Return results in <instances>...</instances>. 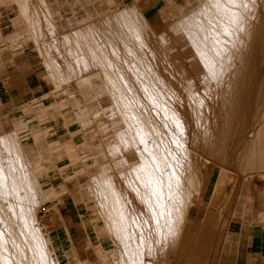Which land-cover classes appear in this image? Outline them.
I'll list each match as a JSON object with an SVG mask.
<instances>
[{"label":"rangeland","instance_id":"obj_1","mask_svg":"<svg viewBox=\"0 0 264 264\" xmlns=\"http://www.w3.org/2000/svg\"><path fill=\"white\" fill-rule=\"evenodd\" d=\"M39 1L42 2V0H39ZM207 1L208 0H195L193 5L190 6L189 8L183 10L181 13L168 15L162 21H160L157 24L148 23V21L146 19H145L146 20L145 21L143 18L141 20V17H140L141 14L139 13V11H137V10H139L138 7H137V9H133L136 7L135 5H134L135 7L133 6L131 9H129V6L130 7L132 6L131 3H123L121 1H116V0L110 1V4L108 5V7L100 9L97 14H95L93 16L84 17L74 30L67 31V32H58V31L56 32L54 30H48L47 28L50 25V21H52V20H50L48 16H45V14H43V12L39 16H38V14L36 16H34L35 21L34 20L28 21L29 25H31V26L34 25V30H31V28H30L29 32L34 36L36 43L38 44V46L36 47V52H37L39 59H40L39 60V62H40L39 67H40V70L42 71V74H43L45 80L48 82L50 89H51L50 93L47 94L45 97H49L48 100L50 98H52L53 99L52 102L59 109L60 108H66L65 109L66 112L70 110V109H68V108H70L69 107L70 102H72V99H74L75 103H73L72 105L75 106L79 110L76 113H73V114H75L73 122H74V128L76 129V131L74 132L76 143H74V147H72V148L75 151H74V153L71 154L70 160L69 159L64 160L65 163H67L66 166L59 165V171L61 172V175L58 179L54 180V182H53L54 185H55V183H59V186H57V187L54 186L52 183L51 184L47 183V181L42 178V176L46 172V168H45V166H42L41 162H33V161H30L26 157V154H25L24 149H23L25 141H24V137H22L21 132H15V131L14 132H7V131L3 130L2 134H0V157H1L0 158V163H1L0 166L2 168H5V169H3V170H5L4 172L7 173V171H8L7 176L9 178L7 179L6 186L9 187V185L11 183L10 187L11 186L12 187L9 188V190L14 188V190L12 189L10 192L8 191L5 194H3V192H1L2 197L0 198V207H1L0 210L2 209L3 206L4 207L0 213V228L3 227L4 224H7L6 222H8V224L12 223V224H10L11 227L14 224V226H13L14 228L18 227L20 225L18 221H17L18 223L15 222V220H14L15 218L13 216L14 215L13 210H12V208L10 209L9 205L11 202L14 203V202H17L19 200V199L18 200L16 199L17 193H15V195H14V191L16 192V190H17V188H15V187H17V185H20L22 182L24 185H26V184L28 185V186L26 185L27 188L25 190L22 188V190L21 191L19 190V192H20V194H22L21 195L22 201H23V199L26 200L27 204L30 201L29 207L32 208L31 212H30V219L32 218L31 219L32 221H30V223L35 228L34 229L35 233L34 234L28 233L27 234L28 236H23V237H21V239L19 238V240H23L22 243H20L21 244L20 247H22V249H21L22 257L25 256L24 253L28 252L27 251L28 249L26 250L27 246H25V244L26 245H27V243L30 244L31 241L29 238L33 237L36 234V236H34V238H31V240L33 241V239L36 240L38 238L37 241L42 243V245H40V243H38V246H40L41 248H43L42 246L44 244L45 251L47 250L46 255L48 256V258H47V256H45V262L46 263L49 262L50 264H53V263L54 264H64V262L66 261V258L63 255L58 254V251L56 249L54 251L53 246L51 244V240H50L51 237L49 236L48 229L44 225V222L42 220V216L44 213L49 214L51 216H57V214L60 213V210H61V212H63L60 205L68 203L69 200L70 201L73 200L74 202L77 203V205L80 208H82L81 209L82 211H80L81 219L84 220L87 224H90L89 228H93V225H96L97 229H100L104 232V234H107L108 238L110 237L107 240V243L109 246L106 247L105 250L95 251L93 256H90L88 258L80 260V264H84V263L85 264H116L117 262H118L117 264H120L121 260H119V259L120 258L126 259L127 254H125V253L127 251L129 254H132L130 252L129 248L130 247L132 248L133 245H130V246L129 245L126 246V245L128 244L127 242L129 240H130L129 242L131 243V241H133L134 239L128 237V235L126 236V232L123 233V232H121L120 229H117V228L121 227L120 223H123L124 221L121 219L120 216L116 217V216L111 215L110 211H112L111 210L112 206L110 204H108L109 202L107 201L109 199L106 200L105 195L103 197V193L101 192V194H99V192L102 189L101 187L104 184V183H102V181L104 182V180H106L105 177L110 176V174H111V176H114V175H112V173H113V170L115 169L118 171V174H116V176H118V177H116L117 178L116 180L118 183L117 189L122 193H124V191H125V197L126 198L128 196L132 197V195H134V197L135 196L137 197L136 194H138V193L133 191L134 190V189H132L133 186H131L130 183L127 181L128 177L125 174V173H128L127 171H129V170L131 172H133V170H131V169H133V166H131V168H129L131 164L127 161L126 158H128V156H130L131 152L134 150V148L136 146L138 147V144H139V146H142V143L140 141H139L140 143L138 142L139 137H137V135L135 137V134L137 132L132 131L134 134L132 136L135 138V140L138 138L136 141H134V139H132V138H130L132 140L125 139V138L126 137L128 138V136L129 137L131 136V135L127 134V132H126L128 129V122H130L129 119H127V116H128L127 112L131 109H135L134 107H137L138 105H136L135 103L133 105H132V103H128V101H127V98H129L128 97L129 96L128 91L126 92L125 89L124 90L121 89L122 88L121 86H123V83H121L122 80L120 81L119 75L118 76H116V75L117 74L126 75V72L128 73L129 70L127 69V71H125V72H124V70H126L125 68H127L129 65H131V62L134 61V59L135 60L139 59V58L141 59L142 57L144 59V60L142 59L141 63L134 62L136 64H140L142 67L141 68L139 65V67H140L139 69H141V70H139L140 75L143 72V70H145V72L147 73L146 69L148 68V65L150 66L149 69L152 70L151 65L153 63L149 61V59H148L149 57H147L146 55H143V54H145V53H143L144 50L143 49L141 50L140 48L137 49V54L130 55V56L126 55L125 51H123V53H121V54H118L117 50H116L117 54H113L110 47L107 46L108 43L109 42L112 43L113 40L109 39V38L107 39V37L102 39V37L106 36L105 33L109 32L108 30H110V28L111 29L116 28L117 31L120 32V34L125 32L124 33L125 34V37H124L125 40L123 42L119 41L122 45V44L126 43V40H127L126 37L128 35L129 36L131 35V31H135L133 27L137 26L139 28V30L141 31V35H143L142 38L145 37L144 39H148L151 37L150 39L152 41L156 42L157 44L159 43V51L161 54H160V57H158V58H160V60L163 59V62L167 63L169 65L168 68L171 71H173V74H175L177 76L178 81L175 80L176 81L175 85L178 87V92H180L181 97H183L185 99L184 106L186 109L180 110V112L182 111V113H183V111H184L183 114L185 115V117L187 116V118H185V121L186 120L187 121H186V124H182L179 127L177 126L178 130L177 129L175 130V133L177 131L180 132L179 131V128H180L181 132L179 134H177L178 133L177 132L176 134L178 135L177 136L178 138H180V139L183 138V140H181L180 142H182V143L184 142V143H183V145H181L182 143L180 144V142H179L180 139L178 140V138H177L176 139L177 142L175 140H174L175 142L172 141L175 144L177 143L176 144L177 146H175V144L172 145L173 147L170 145L173 149L170 151H174V152H171V153H173L174 157L180 156V158H184V156H186V155H187L186 158L189 157L188 154L190 153L189 152L190 150H193V152H195V155H190L192 152L189 154L190 155L189 158L191 160L189 158H187L188 161L190 160L188 163L189 164L188 168L191 166L189 168L190 170L188 169L189 171H187V168L185 169V167H187V166H185V165L183 166V163L185 164L186 162H183L181 164L182 161L180 160V163L179 162L177 163V166L180 165V167H178V168H180V170H181V171H179V174L184 175L186 173V175H187V176L184 175V177L181 175L180 177H181V179L183 178V180H185V182L187 180V182L185 184H183L185 189L189 188L188 190H186V191H189V193L188 192L185 193V195L188 194V196L187 195L185 196L188 199H186V198L185 199L187 200L188 207H189L188 212H187V216H186L188 219L187 218L186 219H187V221L191 222V225H190L189 233L187 232L188 238L190 239L189 244L187 245L185 243V241L182 239L181 242H179L177 244V246L175 247V248L180 247V249L178 248L177 249L178 252L176 250V253H174V252L173 253L176 255V257L177 256L181 257V255H182L185 258L186 255H189L190 257H192L191 259L196 260L195 264H233V262L231 260L224 258V255L222 253V251H223V239H224V236L227 232V228L233 223V219H234L233 216H234V212H235L236 201L238 199V197H237V199L235 201V205L233 206V209L229 211L230 215L228 216V218H229L228 219L227 217H225V213L227 210V204L229 202L230 195L233 193L235 186H237V185L241 189L242 185L245 184L244 190H248L249 193H251L252 190L260 189V185H263V187H264V168L263 169L258 168L256 165V166H253L254 167L253 171H252V169H251V171H249L250 169L248 171L247 170L243 171L237 167L238 163L234 164L237 153H238L239 149L241 148L240 143H241V141H243L242 136L244 134H246L245 129L252 131V130H255L257 128H260L261 124H264V121L260 122V121H262L261 119L264 118V116H262V114L264 115V113H263L264 112V65H263L262 60H259L260 57H258V58H256V61L253 60L254 62L253 61L251 62L252 64H255V63L256 64L252 65L254 68L251 66L252 71L248 72L249 68L246 67L247 65L246 64L241 65L240 61L234 57V58H232V62H233V60H236L235 65L238 63L237 65H239L240 67L237 66L238 67L237 69H235V70L233 69L232 72H234V73L229 71L231 69H227L226 71L223 72V74L220 73L224 76L219 74L218 79H216L217 82L213 81V80L209 81V79L212 77V75L210 73H208L209 72L208 69H207V71L205 70L206 73L203 70V72L205 73V74H203V72H198V70L195 69L196 67H193V65H191V61L189 60V58H187V56L190 54V51L193 52V50H190V49L193 48L196 50L197 48L195 46L191 45V42H189L190 43L189 48L188 47L187 48L185 47L186 49L183 48V46H182L183 42L182 41H184V39H179L181 37H179L177 34V32H179V30H178V28H176V26L179 27L178 25H180V22L182 23L183 21H185L186 17L187 18L191 17V15H192V17L193 16L196 17L197 15H203L204 16L205 14H202V13L200 14V12H201L202 8L203 9L206 8L205 3H207ZM33 3L35 6H38L36 0H33ZM200 7H202L201 10H200ZM126 9H128L127 14H129L133 10L134 11L136 10V11L134 13L127 15L126 14L127 11L125 12ZM205 10H202V11L204 12ZM39 11H40V9L38 8V12ZM120 12H123L124 14L123 13L121 14ZM115 15L116 16L118 15L120 20L118 19V20H116V22H115V20H113V22H109L108 20L112 16H115ZM131 18H133V19H131ZM182 18H185V19H182ZM128 19L130 20V23L128 22L129 21ZM39 20L41 21L42 30L38 29V27H39L38 21ZM105 22H107V23H105ZM120 22H122V23H120ZM146 22L148 23L147 25H146ZM129 24H132V25L130 26ZM107 28H108V30H107ZM128 29H129V31H128ZM150 29H153V33H152V31H150ZM103 30H104V33H103ZM136 30L138 32H140L138 29H136ZM176 30H178V31H176ZM80 31H81V33H80ZM86 33H88V34H86ZM97 34H98V36H97ZM100 34H102L103 36ZM132 34H133V32H132ZM156 35H157V39H156V37H154ZM73 36H75V37H73ZM90 36H92V37H90ZM129 36H128L129 39L127 41L135 43V41H134L135 38L133 37V35H131V38ZM184 37H185V35H184ZM100 38H101V40L99 42L98 39H100ZM124 38H122V40ZM153 38H154V40H153ZM150 39H148V40H150ZM96 40L99 43L98 45L96 43ZM104 40H105V42H104ZM108 40H109V42H108ZM155 40H157V41H155ZM180 40L182 43L180 42ZM227 41H228L227 46L230 43V46H228L229 49L230 48L233 49V46L236 44L233 42H230L229 38ZM110 43H109V45H110ZM169 43H171V44H169ZM102 44H104L105 46ZM245 44L248 45L249 42H246ZM243 45H244L243 43L238 45L239 50L235 48L237 45L234 46V49H233L234 52L237 51L236 52V54H237V53L242 51V52H245L244 54H246L247 45H244V46ZM124 46H126V45H124ZM124 46L122 45V47H120L119 49L123 48ZM101 47L103 48V50ZM107 47L110 50L107 49ZM81 48L83 49L82 52H81V50H82ZM125 48H127V47H124V50H126ZM172 48L174 50H172ZM187 49H189V50H187ZM235 49H236V51H235ZM104 50H105V52H104ZM170 50H172V51H170ZM186 50H187V52H186ZM90 51L93 55H91ZM188 52H189V54H188ZM192 52H191V55L193 53L196 54L195 51L193 53ZM84 53H86V54H84ZM85 55H86V58H85ZM233 56H235V55H233ZM161 57H162V59H161ZM112 59H113V62H111ZM130 60H131V62H130ZM121 61H123V62H121ZM127 61L129 62L128 64L126 63ZM229 61H231V59L228 60V63H229ZM232 62H230V63L232 64ZM144 64L145 65L148 64V65H146L147 67ZM124 65H126V66H124ZM243 65H244V67H242ZM132 66H135V64H133ZM246 68H247V71H246ZM122 70H123V74L121 73ZM148 72L151 73V75L152 74L154 75V73H152L150 71H148ZM225 72H227V73H225ZM113 73H117V74H113ZM128 74L126 75V77L131 75V74H129V75ZM156 75H157V73H156ZM203 75H205V76H203ZM202 77H204L205 80ZM153 78L155 79V82H154ZM153 78L148 80V82L151 83V81H153L155 84L159 85L158 81H157L158 83H156L157 78L156 77H153ZM213 78L214 77H212L211 79H213ZM222 78H223V80H222ZM116 79H119V80H116ZM128 80L131 83L133 82V84H134V81H135V83L137 82L134 79V77L132 78L131 76ZM203 82H204V84H203ZM113 85H114V87H112ZM151 86H153V85H151ZM116 87H117V89H116ZM134 87H136V84H134ZM140 88L141 87H139V86H138V88L136 87V89H140ZM121 90H122V92H121ZM124 91H125V93H124ZM136 91H138V92L140 91L139 92L140 97L142 96L143 98H145L143 96L144 94L142 92V89L136 90ZM141 92H142V94H141ZM210 92H212V94ZM242 92H244V93H242ZM111 93H113L114 95ZM199 93H200V95H199ZM119 94H121L122 98L126 97V98H124L126 100L125 101L126 103L124 101L121 102L122 98L119 97ZM237 95H239L240 97ZM114 96H116V97L113 98ZM235 96H237V97L234 98ZM110 98L111 99L113 98L115 101L117 100V102H115L113 99L111 100ZM224 98H226V99H224ZM120 99H121V101H120ZM232 99L234 100V102ZM108 102H110V103H108ZM199 102H201V104H199ZM116 103H118V105ZM230 103H232V104H230ZM130 104L134 107H132ZM195 104H196V106H195ZM114 105H116V106H114ZM126 105H128V106H126ZM150 105L152 107L156 106L155 104H151V103H150ZM119 108H120V111H118ZM114 111L116 114L114 113ZM144 111H146V110H144ZM147 111L141 112L137 109V111H135V115H137L136 116L137 118L135 121H137L139 119V121L142 122L140 120L142 117L138 118L139 117L138 115H140L142 113L146 114ZM119 112H120V114H119ZM132 112L134 113V110H132ZM137 112H139V113L136 114ZM151 112H152V109L148 113L151 115L153 114V116L156 115L155 113H151ZM153 112H155V110H153ZM148 113H147V115H148ZM161 113H164V112H161ZM239 114H240V116H239ZM124 116H125V120H124ZM142 116L145 117L144 119L143 118L142 119L144 121H147V116H144V115H142ZM156 116H158V114ZM70 117H71V115L66 116V118H70ZM229 117H231V118H229ZM258 120H260V121H258ZM139 121H137L136 126H138V124H140V123H138ZM125 124H127V125H125ZM148 128H147V130L148 131L150 130L149 133H151L152 128L151 127H148ZM182 129H184V132H182ZM263 129H264V127H263ZM200 131H201V133H200ZM121 132H126V135L124 133L121 134ZM118 133H119V135H118ZM263 134H264V130H263ZM124 135H125V137H124ZM10 136L13 137L12 138L13 140L11 139ZM202 136H204V137H202ZM185 137H187V138H185ZM6 138L9 141H5ZM15 138H16V140H15ZM149 139H151V138H149ZM125 140H127V141H125ZM262 140H264V138ZM133 142L135 144H133ZM136 142H138L137 145H136ZM172 142H171V144H172ZM186 142H188V143H186ZM127 143H129L130 147H129V145H127ZM162 143H166V142H162ZM6 144H8V145H6ZM14 144H15V146H14ZM17 144H21L22 146L17 145ZM134 145H136V146L133 147V150H132L131 146H134ZM186 145H188V146H186ZM19 146H21L22 148ZM111 146L115 149H113ZM127 146L129 148V151H128ZM162 146L164 149H162L163 151L161 150V152L163 153L166 150L164 152V155H166L165 153H167V150L169 147H167V149H166V147H164V144ZM174 146L176 148L180 147V153H181V150L182 151L187 150V151L179 154V152H178L179 149L176 150ZM183 146L186 147L185 150L183 149V148H185ZM122 151H124V152H122ZM175 151H176V153H175ZM232 151H235V152L232 153ZM197 152L200 153L201 155H203V157L205 159H207V162H208L207 170H206L207 172H205L206 174L204 173V175L202 173V170L200 172L199 171L200 169H198L200 167L199 164L198 163H197V165L195 164V162H196L195 160L198 161V158H196ZM159 154H161V153L159 152ZM182 154H183V157H181ZM226 154L229 157H227ZM164 155L161 154L160 157H162ZM169 155L170 154L167 153V157H170ZM173 155L171 154V156H173ZM193 156H195V157H193ZM224 156H226L228 160H226V157H224ZM221 159L224 162L221 161ZM224 159L227 162H229V164L226 163ZM56 161H57V164H60V162L58 160H56ZM24 162H25V164H24ZM191 162H192V165L194 162V165H195V166L193 165L194 167L197 168L199 166L197 168L199 172L197 170H194L195 169L194 167H193L194 169L192 168ZM221 164L228 166V168L232 172H235L237 179H235V177L230 178V176H227V178H230V179L223 181L224 178L222 179L221 174H220L221 166H222ZM181 165L183 167H181ZM255 167H256V169H255ZM124 170H125V172H124ZM177 170H179V169H177ZM191 170L196 171V172L193 171L195 173V175L192 173ZM9 171H11V172L9 173ZM182 171H185V173L183 174ZM212 171L214 172V174L210 173ZM190 172H191V175H190ZM232 172H231V174H232ZM12 173L15 175L12 176ZM18 173L19 174L21 173V176ZM189 175H190V178L194 177L193 178L194 181L191 179V182H190ZM10 176L12 177V180H11ZM15 176H17V177H15ZM14 177H15V179L16 178L18 179V177H19L20 180L18 179V181H20L19 182L20 184L17 183V185H16V183L13 180ZM186 177H188V178H186ZM201 177H203V178L200 182V180H198V179H201ZM34 178H35V182L33 181ZM124 178L126 181L124 180ZM184 178H186V179H184ZM195 178H196V181H198V182L195 181ZM23 179L24 180L27 179L26 182H28V181H30V182L25 184V181H23ZM188 179H189V181H188ZM219 179H220V181H219ZM97 180H98V182H97ZM121 180H122V182H121ZM8 181H10V183H8ZM218 181H219V185H218L219 187H217L218 190H217V192L216 191L213 192L215 189V184H217ZM126 182L129 184V186ZM194 182L198 183V184H195ZM0 183H1L0 186H2V184H4L2 182H0ZM99 183L102 186H100ZM193 183H194V185H193ZM23 184H22V186H23ZM32 184H34V186ZM37 184H38V187L40 189L37 187ZM124 184H127V185L125 186ZM121 185H122V187H121ZM199 185H201V189L200 190L198 189L199 192H197L198 191L197 187H200ZM28 187H29V189H28ZM30 187H31V189H30ZM98 187L100 189H98ZM125 188H126V190H124ZM96 189H97V191H96ZM121 189H123V190L121 191ZM28 190L31 193L28 192ZM126 191H128V192H126ZM27 192L30 194H27ZM239 192H240V190H239ZM214 193H215V195H214ZM9 194L12 196H10ZM25 194H27V195H25ZM31 194H32V197H30ZM200 194L203 195L202 200L199 199V197H198V195H200ZM23 195H25V196L29 195L28 197L33 202L31 200H29L28 197H26V199H25V196H23ZM212 195H214V199L213 200L211 199L212 203H213L211 205L210 204L211 203L210 198L211 197L213 198ZM189 196H190V198H189ZM8 197L12 198V199H9ZM3 199H4V201H3ZM1 200L3 201V203ZM186 200H185V202H186ZM203 200H205V201H203ZM5 201H7V202H5ZM26 201H24L22 203L24 204V203H26ZM97 201H99V202H97ZM103 201H104V203H103ZM105 201L107 203H105ZM125 201L128 202L127 199ZM137 202H138L137 203V205H138L139 201H137ZM183 202L184 201H182L181 203L184 205ZM187 202L185 203V206H186ZM101 203H103V205ZM1 204H4V205H1ZM99 204H101V205H99ZM99 207H101V208H99ZM139 208H142V206L139 205ZM6 210H7V212H6ZM9 210H12V211H9ZM55 210H57L58 213H55ZM9 212H11V213H9ZM84 212H86L87 214ZM32 213H33V215H31ZM2 216H4L5 219H4V217L2 218ZM7 217H9V218H7ZM118 217H119V219H117ZM112 218L113 219L115 218L116 221H114ZM224 220H226V222ZM119 221H121V222H119ZM124 223L127 224L129 222H124ZM17 224H18V226H17ZM183 224H184V221L181 222V226ZM224 224L225 225L227 224V225L225 226ZM223 225H224V227H223ZM221 226H222V228H221ZM15 229H16V233H18V234L21 233L19 228H15ZM38 231H39V233H38ZM128 232H130V234H131L130 236L134 235L133 234L134 231H132V232L128 231ZM196 233H197L196 239H198L201 242L202 250L201 251L196 250L193 252L192 251L193 245H192L191 239L195 237ZM127 234H129V233H127ZM198 234H199V237H198ZM23 235H26V234H23ZM30 235H32V236H30ZM26 237L28 238V242L26 241V239H27ZM128 238H130V239H128ZM218 238L221 242H217V241H219ZM131 239H133V240H131ZM133 242H132V244H133ZM10 246L12 247V249H15V247H16V246H14V248H13L12 243L10 244ZM30 246L28 248H31V250H33L35 248L34 245H32L33 247H30ZM125 246L129 247L128 250L126 249ZM145 247L147 250V245ZM23 248H24V251H23ZM124 249H125V251H124ZM25 250H26V252H25ZM31 250L29 249L30 252H31ZM146 250H142V254H144L143 251L146 252ZM172 250H173V248H172ZM30 252H28V253L30 254ZM55 252L57 253V255ZM133 252L135 253V251H133ZM140 252L137 251L135 254L139 253L138 256H140V255H142ZM28 253L26 254L27 256L29 255ZM173 253L171 256L172 258L174 257ZM177 253H179V254H177ZM27 256H25L24 261H26L28 259ZM142 256H144V255H142ZM162 257L164 258V256H162ZM176 257L173 259L177 260ZM46 258H47V260H46ZM184 258H182V259H184ZM202 258H203V260H202ZM178 259L181 261L180 258H178ZM16 260H17V258H16ZM116 260H118V261H116ZM197 260H198V262H197ZM190 263L191 262H189V263L187 262V264H190ZM259 264H264V263H259Z\"/></svg>","mask_w":264,"mask_h":264},{"label":"bare ground","instance_id":"obj_2","mask_svg":"<svg viewBox=\"0 0 264 264\" xmlns=\"http://www.w3.org/2000/svg\"><path fill=\"white\" fill-rule=\"evenodd\" d=\"M205 4H206L205 5L206 8L203 9L202 7H200V10H201V8H202V10H205V9L206 10L204 12L202 10H201V12L199 11L200 14L201 13L202 14H205L204 16L203 15H197L196 17L193 16L194 17L193 18L192 15H191L192 18L191 17H188V18L186 17V19L185 18H182V19H185V21H183L182 23L180 22V25H178L179 27L176 26V28H178V30H179V32H177V34H178L179 37H181L179 39H184V41H182L183 42V45H182L183 48H185V47L186 48L187 47L189 48V44H190L189 42H191V45H193V46H195L197 48L196 50L193 49V48L190 49V50H193V52L195 51L196 54L193 53L192 51H190V54L188 52L189 55L187 54L188 55L187 58H189V60L191 61V65H193V67H196L195 69H197L198 72H203V70H204V72L206 73V71L208 69L209 70L208 73H210L212 75V77H214L213 79H211L212 78L211 77L209 79V81L210 80L216 81V79H218L219 74L220 73L223 74V72L226 71L227 69H231V70H229L230 72H232L233 69L234 70L237 69L238 68L237 66H239V65H237L238 63L235 65V63H236L235 61L236 60H233V62H232V58H234V57L240 61V64L241 65L242 64H246L247 65L246 67L249 68L248 72L249 71H252V69H251L253 67L252 65H255L256 64V63L255 64H252L251 62L253 60L256 61V58H258V57H260L259 60H262L263 65H264V0H208L207 3H205ZM133 6L134 5H132L131 7L129 6V9H131ZM133 9H137V6L135 8H133ZM135 11L134 10L132 12L129 11L130 12L129 14L134 13ZM137 11H139V13L142 15V13H141L140 10H137ZM125 12L127 14L128 13V9H126ZM120 13L122 14L123 12H120ZM129 14H127V15H129ZM141 15H140L141 20H142V18L145 20L144 16L143 15L141 16ZM118 19L120 20L119 16L118 15L117 16L115 15V16H112L108 21L109 22H113V20H115V22H116V20H118ZM131 19H133V18H131ZM128 22L130 23V20ZM105 23H107V22H105ZM120 23H122V22H120ZM147 24L148 23L146 22V25ZM129 25L131 26L132 24H129ZM135 27H133L135 31H131V35H133V37L135 38L134 39L135 43L134 42L132 43V42H128L127 41L129 39L128 38L129 35H128L126 37L127 38L126 43L125 44H122L123 46L126 45V46H124V47H127V48H125L126 50H124V47L121 48V49H119L120 47H122V45H121L120 42L121 41L123 42L125 40V38H124L125 37V34H124L125 32L122 33V34H120V32H118L116 28L115 29H113V28L111 29L110 28V30H108V28H107V30L109 32L106 31L107 32V33H105L106 36L105 37H102L103 36L102 34L104 33V30L106 29L105 28L103 30V33L100 34V35H102L101 36L102 39H104V38L107 37V39L109 38V39H112L114 41V42L112 41V43H110L109 40H108V42L110 43L111 46L109 45V43L107 45V46L110 47V49H111V51H112L113 54H117V52H118V54H121V53H123V51H125L126 52V55L130 56V55L137 54V49L140 48L141 50L142 49L144 50V52L142 51L143 53H145L143 55H146L147 57H149L148 58L149 61L153 63L151 65L152 66V68H151L152 70H150L149 69L150 66L148 64H146V65H148V68L146 69L147 73L145 72V70H143V72L141 73V75L139 74V70H141L139 68L141 67V65L140 64H136V63H141L143 57L141 59L140 58L139 59H136V60L134 59V61H132L133 63L130 60L131 65H129L127 68H125L126 70H124V72L127 71V69L129 70L130 73L129 72L128 73L131 74L130 76L132 78L134 77V79L137 81L136 83L134 81V84H136V87L137 88H138V86L141 87L140 89H142V92L144 94L143 96L145 98H143L142 96L140 97V93H139L140 91L139 92L136 91V90H140V89H136V87H134L133 82L131 83L128 80L130 78V76L126 77V75L128 74L127 72H126V75L123 74V70L121 72L123 75L117 74L118 72L117 73H113V74H117L116 76L119 75L120 81L122 80L121 83H123V86H121L122 84L120 83L121 84L120 86L122 87L121 89L122 90L125 89L126 92L128 91V94H129V96H128L129 98H127L128 103H132V105L135 103L136 105H138L137 107H134V106H132L130 104L136 110L135 109L129 110L127 112V115L128 116L123 112L127 116V119H129V121H130V122H128V129L126 131L127 134H129V135L132 136V135H134L133 132H137L138 134L136 133L135 134V137L137 135V137H139V139L137 138L138 139V142L140 141L142 143V146H139L138 142H136V145L138 144V147L136 145L131 146L132 147V150H133V147H135V146L136 147L131 152L130 156H128V158L125 157L127 159V161L131 164L129 168H131V166H133V169H131V170H133V172H131L128 169L130 172L127 171L128 173H125L127 175V177H128V180L127 181L130 183L131 186H133V188H132V189H134L133 191L137 192L138 194H136L137 197L136 196L134 197V195H132V197L131 196H128L126 198L125 197V191H124V193H122V192H120L117 189V187H118L117 184L118 183H117V180H116L117 178L116 177H118V176H116V174H118V171L115 170V169L113 170V173H112V175H114V176H111V174H110V176L105 177L106 180H104V182L102 181V183H104L103 186L100 184L101 182L99 183L100 186H102L101 187L102 188L101 189L102 191L100 190L99 194H101V192H102L103 193V197L105 195V199L106 200L109 199L107 201L109 202L108 204H110L112 206V209H111L112 211H110L112 216H116V217L117 216H120L121 219L124 222H129V223L126 224V223H124L122 221L123 223H120V226L121 227L120 228H117V229H120L121 232H123V233L126 232V236L128 235V237L134 239V240L131 239L134 242L131 241V243H130L129 242L130 240H129L127 242L128 244L126 243L127 244L126 246L133 245L132 248L131 247L129 248V247H126L125 246L127 250H128V248L130 249V252L132 254H129L128 251H127L125 253V254H127L126 259L125 258H120L119 259V260H121L120 261V264H187V262L188 263L191 262L190 264H195L196 263L195 262L196 260L191 259L192 257H190L189 255H186L185 254L186 256L184 258L182 255H181V257H178V256L176 257V255L174 254V253H176V250L178 248L180 249V247H178V248H175V247L177 246V244L179 242H181L182 239H184V236L187 235V232L189 231L190 225H191V222L190 221H187L188 218L186 217L189 207H188V202L186 200L188 198L185 197L186 195L188 196V194L185 195V193L186 192L189 193V191H186L189 188L188 189H185V187L183 186V184H185L187 182V180L185 182V180H183V178L181 179L180 176L182 174L181 175L179 174V171H181V170H180V168H178V167H180V165L177 166V163L178 162L180 163V160L182 161L181 164L183 162H186L185 164L183 163V166L184 165L187 166V167H185V169L187 168V171H189L190 170L189 168L191 167L190 166L188 168V165H189L188 163L191 160L189 157H190V155H195V152H193V150H190L189 151L190 153L192 152L191 154L188 152L190 154V155L188 154L189 157H187V158L190 159L188 161V159L186 158L187 155L184 156V158H180V156L174 157L173 153H171V152H174V151H170V150H173L172 149V147H173L172 145L175 144L172 141H174V140L176 141V139L178 138L177 137L178 136L177 134H179L181 132L180 128H179V131L180 132L177 131L178 132V133L176 132L177 134L175 133V130L176 129L178 130V127L180 125H182V124H186V121H187V120L185 121V118H187V116L185 117V115L183 114L184 111H183V113H182V111L180 112V110L186 109L185 106H184L185 99L183 97H181L180 92H178V87L175 85L176 84V81H178L177 76L175 74H173V71H171L168 68L169 65L167 63L163 62L162 57H161L162 60H160V58H158V57H160V54H161L160 51H159V43L157 44L156 42L152 41L150 39L151 37L150 38L147 37V38L150 39L152 42L150 40H148V39H144L145 37L142 38L143 35H141V31L139 30V28L137 26H135ZM136 29H138L140 32H138ZM178 30H176V31H178ZM128 31H129V29H128ZM150 31H152V33H153V29H150ZM132 32H133V34H132ZM80 33H81V31H80ZM86 34H88V33H86ZM131 35L129 36L130 38H131ZM184 35H185V37H184ZM92 36H90V37H92ZM97 36H98V34H97ZM73 37H75V36H73ZM154 37H156V39H157V35L154 36ZM122 38H124V39L122 40ZM228 38H229L230 42H233V43H235L237 45V46L234 45V46H236L235 47L236 49H238V45H240L242 43L244 45H247L245 43L246 42H249V44L247 45V52H246V54H244L245 52H242V51L236 54V52H237L236 49H235L236 52H234V50H233L234 49V46H233V49L232 48L229 49L228 46H230V43L227 46V42H228L227 40H228ZM98 40L100 42L101 38L98 39ZM153 40H154V38H153ZM155 41H157V40H155ZM104 42H105V40H104ZM180 42H181V40H180ZM96 43H97V45L99 44L97 42V40H96ZM104 44H102V45H104ZM169 44H171V43H169ZM107 49H109V48L107 47ZM102 50H103V48H102ZM116 50H117V52H116ZM172 50H174V49L172 48ZM172 50H170V51H172ZM187 50H189V49H187ZM187 50H186V52H187ZM82 51H83V49L81 50V52ZM104 52H105V50H104ZM191 52L193 53L192 55H191ZM90 53H91V51H90ZM84 54H86V53H84ZM91 55H93V54L91 53ZM233 55H235V56H233ZM85 58H86V55H85ZM229 59H231V61H229V63H228V60ZM111 62H113V59H112ZM121 62H123V61H121ZM134 62H136V63H134ZM230 62H232V64ZM126 63L128 64L129 62L127 61ZM133 64H135V66H132ZM139 65H140V67H139ZM124 66H126V65H124ZM242 67H244V65ZM148 71L154 73V75L153 74L151 75V73H149ZM246 71H247V68H246ZM204 72H203V74H205ZM156 73H157V75H156ZM225 73H227V72H225ZM232 73H234V72H232ZM222 74H220V75H222ZM203 76H205V75H203ZM222 76H224V75H222ZM153 77H156L157 78L156 83L159 82V85L154 83L155 82V79ZM152 78H153L154 82L151 81V83H152L151 84L150 82H148V80H150ZM202 78L205 80L204 77H202ZM119 79H116V80H119ZM222 80H223V78H222ZM150 84L153 85V86H151ZM203 84H204V82H203ZM112 87H114V85ZM116 89H117V87H116ZM122 90H121V92H122ZM125 91H124V93H125ZM142 92H141V94H142ZM210 93L212 94V92H210ZM242 93H244V92H242ZM111 94H113V93H111ZM199 95H200V93H199ZM237 96H239V95H237ZM237 96H235L234 98H236ZM115 97L116 96H114L113 98H115ZM119 97L122 98L121 94H119ZM124 98H126V97H124ZM124 98H122V101L120 99V101L121 102H123V101L125 102L126 100ZM224 99H226V98H224ZM115 102H117V100ZM201 102H199V104H201ZM233 102H234V100H233ZM108 103H110V102H108ZM118 103H116V104L118 105ZM150 103L151 104H155L156 106H153L152 107L150 105ZM230 104H232V103H230ZM128 105H126V106H128ZM114 106H116V105H114ZM195 106H196V104H195ZM137 109L139 111H141V112H146L148 110L147 113L152 109V112L151 113H155L156 115L158 114V116H156L154 114L156 116L155 117V116H153V114L151 115V114L148 113V115H147V113L146 114L145 113L144 114L142 113V114L138 115L139 116L138 118L142 117L144 119L145 117L142 116V115H144V116H147V121H144L141 118L140 120L142 122H140L139 119H138L137 121H139L138 123H140V124H138V126H136L137 121H135V120L137 118L136 117L137 115H135V111H137ZM132 110H134V113L132 112ZM144 110H146V111H144ZM153 110H155V112H153ZM118 111H120V108H119ZM161 112H164V113H161ZM114 113H115V111H114ZM138 113L139 112H137L136 114H138ZM119 114H120V112H119ZM239 116H240V114H239ZM262 116H264V115L262 114ZM229 118H231V117H229ZM124 120H125V116H124ZM261 120L262 121H260V120H258V121L263 122L264 121V118L261 119ZM125 125H127V124H125ZM146 127L147 128L148 127H151L152 128L151 129V133H149L150 130L148 131ZM263 127H264V124H261V127L260 128H257V129L252 130V131H249L248 129H245V131H246L245 133L246 134H244L242 136L243 137V141H241V143H240L241 144V148L239 149V151L237 153V156L235 158V162L233 161L234 164L238 163L237 164V167L239 169H241L243 171H245V170L248 171L249 169H250L249 171H251V169H252V171H253V168H254L253 166H256V165H257L258 168H262V169L264 168V166H263L264 165V140H262L264 138L263 137L264 136V134H263V130H264ZM126 132H121V134L124 133L126 135ZM182 132H184V129H182ZM200 133H201V131H200ZM118 135H119V133H118ZM125 135H124V137H125ZM131 136L130 137L128 136V138L126 137L125 139L132 138V139H134V141L137 140V139L135 140V138L133 136L132 137ZM202 137H204V136H202ZM7 138H6L5 141H9L10 140L9 138H8L9 140H7ZM12 138L13 137H11V139ZM149 138H151V139H149ZM185 138H187V137H185ZM132 139H130V140H132ZM179 139L180 138H178V140ZM15 140H16V138H15ZM181 140H183V138H181L179 140V142ZM125 141H127V140H125ZM162 142H166V143H162ZM171 142H172V144H171ZM181 143L182 142H180V144ZM183 143L181 145H183ZM186 143H188V142H186ZM133 144H135V143L133 142ZM163 144H164V147H166V149H167V147H169L168 150H167V153L170 154L169 155L170 157H167V153H165L166 155H164V152L166 150L163 153L161 152V150L164 149L163 146H162ZM176 144H175V146H177ZM6 145H8V144H6ZM17 145H21V144H17ZM127 145H129V143H127ZM14 146H15V144H14ZM21 146H19V147H21ZM186 146H188V145H186ZM129 147H130V145H129ZM183 147H185V146H183ZM127 148H128V146H127ZM113 149H115V148H113ZM175 149L176 150L179 149V151H178L179 154H181L182 152L184 153L185 151H187V150H185L186 147L183 148L185 151H182L181 150V153H180V147L179 148H176L175 147ZM128 151H129V148H128ZM122 152H124V151H122ZM159 152L161 154H163L165 157L164 156L160 157L161 154H159ZM233 152H235V151H232V153ZM175 153H176V151H175ZM171 154L173 156H171ZM196 156H197L196 158H198V161L195 160L196 161L195 164L196 165H197V163L199 164L200 167L198 166L199 168L198 167L197 168L200 169L199 170L200 172L202 170V173L204 175V173L207 172L206 171L207 170V164H208L207 159H205L203 157V155H201L198 152H197ZM181 157H183V154H182ZM193 157H195V156H193ZM224 157H226V156H224ZM227 157H229V156L227 155ZM227 157H226V160H228ZM226 160H225V162L229 164V162H227ZM221 161H223V160L221 159ZM24 164H25V162H24ZM191 165H192V162H191ZM193 165H194V162H193ZM193 165H192V168L195 166V165L194 166ZM183 166L181 165V167H183ZM194 168H193L194 170H197L198 171V169L196 167H194ZM3 169H5V168H2V167L0 168V182L4 183V184H2V186H0V193L3 192V194H5L8 191L10 192L12 189L14 190V188H12L11 190H9V188L12 187V186L10 187V185H11L10 181H8V183H10L9 187L6 186L7 179L9 178L7 176L8 171L6 173V172H4L5 170H3ZM177 169H179V170H177ZM255 169H256V167H255ZM194 170H191V171L195 175L194 172H196V171H194ZM10 172L11 171H9V173ZM124 172H125V170H124ZM182 172H183V174L185 173V171H182ZM231 172L232 171L228 168V166H226V165H222L221 166L220 174H221V178L222 179L224 178L223 181L224 180H227V179H230L231 177H235V179H237L235 172H232V174H231ZM210 173H213L214 174L213 171L210 172ZM13 175H15V174L12 173V176ZM19 175L21 176V173ZM184 175L187 176L186 173ZM184 175H182V176L184 177ZM190 175H191V172H190ZM190 175H189V178H190ZM227 176H230V178H227ZM15 177H17V176H15ZM15 177H14L13 180H14V182L17 185V183H19L20 181H18L19 177H18V179L17 178L15 179ZM203 177H201V179H198V180H200V182H201V180H202ZM10 178L12 180V177L11 176H10ZM35 178L33 180L34 182H35ZM186 178H188V177H186ZM186 178H184V179H186ZM193 178H190V182H191V179L194 181ZM24 179H23V181H25V184L30 182V181L26 182L27 179L26 180H24ZM124 180H125V178H124ZM188 181H189V179H188ZM195 181H196V178H195ZM219 181H220V179H219ZM219 181L217 182V184H215V189H214L213 192H215V191L217 192V190H218L217 187H219L218 186L219 185ZM97 182H98V180H97ZM121 182H122V180H121ZM196 182H198V181H196ZM194 183H193V185H194ZM22 184H23V182L20 185H17V187L14 186L15 188H17V190L15 189L16 192L14 191V195H15V193H17L16 199L17 200L19 199V200L18 201L16 200L17 202H14V203L11 202L10 205H9L10 206V209L12 208V210H13V214L14 215L13 214L12 215L15 218V219L14 218L13 219L15 220V222L18 221L19 224H20L19 226L17 224L18 227H15V228H19V230L21 231V233L20 232H19L20 234L16 233V229L13 227L14 224L11 227L10 224H12V223H10V222H9L10 224H8V222H6L7 224H4V226L0 228V258H1L0 259V264H47V263L50 264L49 262H47V263L45 262V256H47L46 255V251L47 250L45 251L44 244L42 246L44 248L43 249L40 246H38V243H40V242L37 241L38 238L36 240L33 239V241L31 240V238H34V236H36V234L33 237L29 238L32 243L30 242V244H28V243H27V245L25 244V246H27L26 247V250L28 249L27 250L28 252H30L29 249L31 250V248H28L30 245H31L30 247H33L32 245H34V247L36 249L34 248L33 250H31L30 254L27 252L29 254L28 256L26 255L27 253H24L25 256H27V258H28L26 261H24L25 260V256L22 257V251H21L22 247H20L21 246L20 243H22L23 240H19V238L21 239V237H23V236H28L27 235L28 233H32V234L35 233L34 232L35 231L34 230L35 228L30 223V221H32L31 220L32 218L30 219V212H31V209H32L31 207H29L30 201H29L28 204H27V201L26 200L23 199V201H22L21 200L22 199L21 198V195L22 194H20V192H19V190L21 191L22 188L25 190L28 185L26 184L27 185L26 186V185L23 184V186H22ZM127 184H124V185L126 186ZM195 184H198V183H195ZM32 185L34 186V184H32ZM128 186H129V184H128ZM199 186L200 187H197V190L198 189L199 190L201 189V185H199ZM37 187H38V184H37ZM121 187H122V185H121ZM28 189H29V187H28ZM30 189H31V187H30ZM98 189H100V188L98 187ZM122 190L123 189H121V191ZM124 190H126V188ZM199 190L197 192H199ZM239 190H240V188L238 187V185L235 186V189H234L233 193L230 195L229 202L227 204V210H226V213H225V217H227V218L230 215L229 211L232 210L233 209V206L235 205V201H236V199H237V197L239 195ZM96 191H97V189H96ZM28 192H30V191L28 190ZM28 192H27V194H30L31 193V192L30 193H28ZM126 192H128V191H126ZM27 194H25V195H27ZM1 195H2V193L0 194V198L2 197ZM25 195H23V196H25ZM214 195H215V193H214ZM214 195H212L213 198L211 197L210 200L211 199L212 200L214 199ZM10 196H12V195H10ZM28 196H25V199ZM30 197H32V194H31ZM198 197L201 200L203 199V195H201V194L198 195ZM189 198H190V196H189ZM4 199H3V201H4ZM9 199H12V198H9ZM28 199L31 200L29 197H28ZM126 199L128 200V202L125 201ZM185 200L187 202L186 206H185V203H186ZM212 200H211V203H210L211 205L213 204L212 203ZM3 201H2V203H3ZM24 201H26V203L23 204L22 202H24ZM137 201H139V204L138 205H137V203H138ZM182 201H184L183 202L184 205L181 203ZM203 201H205V200H203ZM5 202H7V201H5ZM97 202H99V201H97ZM103 203H104V201H103ZM103 203H101V204L103 205ZM105 203H107V202L105 201ZM101 204H99V205H101ZM1 205H4V204H1ZM139 205H141L142 208H139ZM3 207H2V209H3ZM99 208H101V207H99ZM1 210H0V213H1ZM7 210H6V212H7ZM12 210H9V211H12ZM9 213H11V212H9ZM31 215H33V213ZM4 216H2V218ZM7 218H9V217H7ZM4 219H5V217H4ZM117 219H119V217ZM113 220L116 221L115 218ZM182 221H184V224L185 225L183 224L181 226V222ZM224 221L226 222V220H224ZM119 222H121V221H119ZM224 225H223V227H224ZM221 228H222V226H221ZM128 231H131V232L134 231L133 232L134 235L130 236L131 234ZM38 233H39V231H38ZM127 233H129V234H127ZM23 234H26V235H23ZM30 236H32V235H30ZM198 237H199V234H198ZM130 238H128V239H130ZM218 240H219V238H218ZM26 241L28 242V238L26 239ZM132 242H133V244H132ZM217 242H221V241L219 240ZM11 243H12L13 248H14V246H16L15 249H12V247L10 246ZM145 244L147 245V250H146V247H145L146 245ZM40 245H42V243H40ZM24 248H23V251H24ZM172 248H173V250H172ZM141 249L142 250H146V252L143 251L144 254H142V250ZM26 250H25V252H26ZM196 250H198V251H201L202 250V244H201V242L198 239H197V248H196ZM124 251H125V249H124ZM133 251H135V253L137 251L138 252L141 251L140 253L142 255H144V256H142V255L138 256L139 253L135 254ZM177 252H178V250H177ZM172 253L174 254V257L173 258L176 257L177 260H175V259H173L171 257L172 256ZM177 254H179V253H177ZM162 256H164V258ZM16 258H17V260H16ZM47 258H48V256H47ZM47 258H46V260H47ZM178 258H180L181 261ZM182 258H184V259H182ZM202 260H203V258H202ZM116 261H118V260H116ZM197 262H198V260H197Z\"/></svg>","mask_w":264,"mask_h":264},{"label":"crops","instance_id":"obj_3","mask_svg":"<svg viewBox=\"0 0 264 264\" xmlns=\"http://www.w3.org/2000/svg\"><path fill=\"white\" fill-rule=\"evenodd\" d=\"M110 1L113 0H36L35 6L33 0H0V134L3 130L21 132L26 157L45 166L42 178L53 185L61 175L59 165L66 166L64 160H70L75 151L73 113L79 109L72 105L74 99L66 112L52 98L45 97L51 89L39 67L38 44L29 32L34 25L28 21H35L34 16L43 12L52 20L48 30L67 32L74 30L84 17L108 7ZM116 1L137 6L148 23L157 24L166 16L189 8L195 0ZM38 23L42 30L41 21ZM68 115L71 117L66 118ZM244 186L236 201L233 223L223 239L222 253L233 264L264 263V187L260 185V189L249 193ZM60 207L63 212L60 210L57 216L44 213L42 220L54 251L66 258L64 264H80V260L109 246L110 237L96 225L89 228L90 224L81 219L82 208L76 202L69 200ZM196 237L197 233L191 239L193 252L197 248ZM183 240L189 244L188 234Z\"/></svg>","mask_w":264,"mask_h":264}]
</instances>
